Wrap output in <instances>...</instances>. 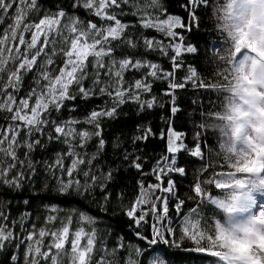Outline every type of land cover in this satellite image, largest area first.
Wrapping results in <instances>:
<instances>
[{
  "label": "snow or ice",
  "instance_id": "1",
  "mask_svg": "<svg viewBox=\"0 0 264 264\" xmlns=\"http://www.w3.org/2000/svg\"><path fill=\"white\" fill-rule=\"evenodd\" d=\"M211 3L212 0H188L184 7L190 12L191 20L197 21V7L204 6L209 9ZM125 5L131 9L130 12L125 11ZM14 6L15 11L10 17L12 23L0 35V111L11 113L12 121L7 128H0V184L20 187L21 181L25 179L24 170L27 169L29 174L35 172V162L31 154L41 145L40 137L47 135L49 141L56 140L67 146L66 151L56 154L55 160L46 162L48 171L57 181L58 192L67 194L74 190L83 195L90 194L98 187L104 192V200L107 201L111 197V193L106 191L107 184L112 181L113 172L100 171L97 175L93 170V162L99 158L106 145L102 121L115 119L117 108L129 102L138 104L141 111L145 108L152 109L156 98L142 99L144 93L151 92L152 83L149 77L152 80H168L169 91L165 94L173 96V99L175 90L184 88L188 82L199 81L198 87L214 89V81L205 83L202 77H198L194 67L189 68L188 75L182 82H175V70L184 67V62L180 59L182 55L196 54L198 48L193 44H185L183 33L175 31L177 28L190 31L191 25L184 24L181 17L171 14L161 18L166 10L160 0H74L72 7H82L89 11L102 21L99 25L91 20L85 23L78 16L69 15L63 9L54 13L45 11L38 20H29L31 14L38 15L41 11L38 0H0V24ZM129 14L137 17L141 28L154 29L169 38L168 45L165 46L162 41L143 34L139 39L127 35L128 29L133 25L122 22L120 17ZM227 16L234 21L229 33L234 57L232 71L238 73L239 91L244 93L238 95L237 86H233L232 116L228 119L235 124L234 135L244 127L239 121L251 116L256 123L247 121L252 135L244 138L240 156L236 164L231 166L235 171L226 174L212 171L211 156L205 155L199 144L190 149L184 143V134L169 129L167 152L170 157H163L153 168L156 179L160 181L162 175L169 173H176L181 177L186 175L185 167L178 165L177 154L181 151L187 150L202 163L197 180L191 186L193 195L188 197L194 202V207L187 211L183 208L185 201L177 195L176 185L171 177L166 188L162 187V184H148L145 187L143 181L138 182V194L126 210V215L139 226L148 212L153 213L158 221V225L153 228L154 238L149 241L153 246L158 242L170 244L164 233L174 236L178 227L181 238L192 241L195 251L210 256L207 248L198 243L196 234L189 231L194 210L198 215L200 206L208 202L228 213L241 210L235 203L212 199V188H230L233 185L243 188V181L236 179V175L252 171L248 165L257 158L259 160L256 171L264 172V106H261V101H264V0H228ZM28 34L30 36L26 39ZM115 41H120L132 49L142 44L146 50H159L164 55L171 50L174 53L170 57L174 71L165 72L159 65L146 59H116L113 56ZM238 56L241 58L237 61L235 57ZM57 58L62 60L59 65ZM145 68L148 71L139 79L131 82L125 79L126 72ZM29 73L35 74L34 86L24 96H19L24 76ZM85 81H90L89 86H85ZM78 96L84 100L107 96L115 106L93 109L83 120L72 118L57 122L51 118L53 111L60 112L65 101H74ZM177 110L175 106L172 108L173 113ZM80 124L88 127L78 128ZM49 125L51 132L55 133L54 136L45 132ZM199 127L202 128L201 125ZM138 132L140 134L133 138V143L146 141L149 136L154 135L150 127L141 129L138 126ZM21 133L24 135L23 139L20 138ZM199 135L200 133H197L198 137ZM93 139L97 140L96 151L89 153L88 145ZM21 148L25 150L23 159L19 155ZM81 149L83 151H79ZM130 156L133 154L125 151L124 160H129ZM66 158L71 159L68 166L64 163ZM141 161L142 157L136 155L131 159L129 167L142 171ZM14 169L15 175H10ZM81 175L84 177L83 182L78 178ZM213 175L219 176V179L208 187L209 178ZM261 183H264V180ZM157 189L167 192L168 196H155ZM204 192H208V200L204 199ZM242 195L251 201L249 207L255 205L251 192L246 191ZM260 195L264 196V191L260 192ZM169 199L176 200L174 207L177 212L182 213L179 217L180 223L176 227L166 223L169 219ZM232 200L235 202L237 195H233ZM148 204H151V208L144 207ZM260 207L258 216L250 215L237 228L230 225L228 229H224L217 224L220 235L228 240H243L252 232H264V225L258 224V220H264V204ZM56 219L55 216H49L46 218V224L55 223ZM7 220L8 216L0 211V251L6 244L17 239ZM22 220L23 218L21 226ZM95 223L94 218L80 213V226L71 230V240L69 238L72 216H69L66 222L61 221L59 228L45 227L38 232H29L26 237L20 238V242L25 246L24 264H139L131 254L126 257L118 256L120 251H126L127 248L122 241L109 248L100 237V248L97 249V230L92 227ZM84 225L89 227L85 228ZM136 235L145 239L139 232ZM45 237L50 238L47 244L44 242ZM68 243L70 248H66ZM97 251L102 253L98 258L95 257ZM147 251L151 257L155 250L151 248ZM11 259L16 261L17 256L14 254ZM148 264H153V261L150 259Z\"/></svg>",
  "mask_w": 264,
  "mask_h": 264
},
{
  "label": "trees",
  "instance_id": "2",
  "mask_svg": "<svg viewBox=\"0 0 264 264\" xmlns=\"http://www.w3.org/2000/svg\"><path fill=\"white\" fill-rule=\"evenodd\" d=\"M74 0H38V6L41 11L39 14H31L29 20H38L45 14V11L54 13L59 9H63L69 15H76L85 23L89 20L97 23L102 21L86 11L82 7L73 8ZM163 9L166 10L161 18L171 14L182 18L186 25H191V30L186 31L184 28H177L175 31L183 33L185 44H193L198 48L196 54H184L180 59L184 62V67L175 70V82H182L183 78L188 75L189 68L194 67L198 73V77H202L205 83L214 81V89L198 87V82H188L184 88L175 90L174 99L171 95H166L169 91L168 80L158 79L149 81L152 83L151 92L144 93L142 99L156 98V103L152 109L145 108L143 111L136 103H125L117 108V116L115 119H104L102 121L103 138L106 141L105 149L99 158L93 162V170L97 175L100 171H112L113 179L107 184V192L111 193L109 200H104V192L98 187L90 194H80L74 190H70L67 194H61L57 190V181L55 177L47 169V163H51L56 158V154L66 151L67 146L63 143L47 139V135L40 137L41 145H38L31 154L32 160L35 162V172L29 174L25 169V179L21 181L20 187H8L0 184V211L7 216V223L12 228L14 235L17 237L12 243L6 244L5 248L0 251V264H24L25 246L20 242L21 237H26L33 230L37 232L41 228L54 229L61 227V221H67L72 216L71 230L80 226L79 214L84 213L95 219L96 223L92 225L97 230V249L100 248V240L102 237L104 243L109 248L114 247L118 241H122L126 246V251H120L119 257H126L128 254L133 255L139 264H148L151 259L153 264H161V260L166 264H251L253 258L249 256L243 245L239 250L235 245V240L225 239L220 235L219 224L222 228L228 229L229 226L240 222L238 213H228L224 209L217 207L210 202L200 206L199 214H194L189 225V231L196 234L198 243L206 247L210 256L195 251V245L188 239L181 238L180 230L177 227L175 235L165 232V238L170 244L158 242L156 245H150L149 241L154 238L153 228L158 225V221L152 212H148L145 220L137 226L132 219L126 215V210L131 206L133 200L138 194V182L143 181L145 187L148 184H162L167 187L168 180L171 177L176 185L177 195L185 201L183 208L185 211L194 207V202L188 197L193 195L192 185L196 182L199 174V166L202 161L190 155L187 150L178 153V165L186 169L184 177L176 173L162 175L158 181L152 170L158 161L169 156L167 152L169 129H174L178 133H182L184 143L188 148L194 149L199 144L205 155L210 154L213 162L214 173H232L235 171L232 165L236 164L240 156V150L244 147L243 135L236 137L233 134L235 124L228 117L233 106V92L229 88L233 85L232 79V61L234 59L232 52V42L229 33L232 29L234 21L227 16L228 0H212L211 7H197L195 15L197 21L191 20V15L184 7L188 0H183L181 4H177L176 0H160ZM126 12L131 9L124 6ZM15 11L8 13V16L0 24V35L7 26L12 23L10 17ZM122 22L133 25L127 31V35H131L139 39L141 34L149 38H155L162 41L165 46L169 43V38L154 29H143L139 26L137 17L132 15H124L120 17ZM30 34L26 35V39ZM66 47V45H65ZM114 53L116 59L124 57H132L133 59H146L159 65L165 72H172L173 62L170 59L174 53L169 50L167 55L162 54L159 50H146L141 46L132 49L120 41L113 42ZM23 51V49H21ZM242 55V54H241ZM241 57H235L238 61ZM62 60L57 58V65ZM11 67V65H10ZM56 68V66H53ZM58 71V68H56ZM148 69L140 71H132L125 73V79L131 82L139 79ZM34 73L24 76L23 86L19 92V96H24L30 88L34 86ZM6 78V77H5ZM90 81H85V86H89ZM11 91V89H9ZM114 107L115 105L107 96L93 97L88 100L81 99L79 96L76 100L65 101L64 107L59 113L53 111L51 118L57 122L68 119L83 120L93 109L99 107ZM178 110L173 113L172 108ZM74 109V110H73ZM11 113L0 111V128H7L12 123ZM117 121L131 122L128 128L116 129L108 132V125ZM202 126V128L199 127ZM138 126L143 129L150 127L152 133L146 141H136L133 138L140 134ZM78 128L88 127L80 124ZM46 133H51V125L45 129ZM197 133H200L199 137ZM163 134V137H162ZM166 135V144L162 149L155 150L154 143L161 140ZM21 139L24 138L21 133ZM97 140L93 139L88 145V152L96 151ZM24 149L19 150L21 159L24 157ZM79 151H83L82 149ZM132 153L133 156L129 160H124V153ZM142 157L143 169L137 171L135 168L129 167L131 159L134 156ZM258 160H253L248 167L250 172L237 174L245 177L246 173L255 172L258 168ZM10 162V161H9ZM65 166L71 163L70 158H66ZM223 165V167H221ZM16 169L10 173L15 175ZM59 175V173H57ZM83 182L84 177H78ZM219 178L213 175L209 178L208 187H210ZM66 179V177H65ZM202 191L204 189L202 188ZM123 194L122 196L120 194ZM236 195L234 191L227 189L212 188L211 198L223 200L232 204V196ZM155 196H168L167 192L156 190ZM208 192H204V199L208 200ZM175 199H169L168 221L176 227L180 223L179 217L181 212H177L174 205ZM145 208H151V204L145 205ZM158 209L160 205H157ZM139 215V213H137ZM49 216L57 217L55 223L46 224V218ZM23 226H21V219ZM15 222V223H13ZM34 226V228H33ZM88 228V225H84ZM141 233L145 239L137 237L136 233ZM45 244L50 242L49 237H45ZM84 243V240L81 241ZM18 245V247H17ZM66 248H70V243L66 244ZM154 248L152 256H149L147 249ZM17 256V260L13 261V255ZM156 254H161L157 256ZM102 255L97 251L95 257ZM255 261V260H254ZM257 263V262H256Z\"/></svg>",
  "mask_w": 264,
  "mask_h": 264
},
{
  "label": "rangeland",
  "instance_id": "3",
  "mask_svg": "<svg viewBox=\"0 0 264 264\" xmlns=\"http://www.w3.org/2000/svg\"><path fill=\"white\" fill-rule=\"evenodd\" d=\"M183 0H176L177 4H181ZM131 126V122H124V121H117L111 125H108L107 129L108 132H112L116 129L120 128H128ZM242 129V128H241ZM240 131L236 134V137H241ZM247 136V133L243 134V139ZM166 144V135L163 139L158 140L155 142L154 149L159 150L162 149L163 146ZM219 179V178H218ZM236 179H239L241 181H249L251 183V187L249 188L248 185L245 184L243 188L238 189L235 185L230 188H221V189H227L234 191L237 193V195H241L244 192H251L252 198L255 200V205L253 206L254 209H256L255 215L258 216L259 212L261 211V205L264 204V196L260 195V192L264 191V183H261L262 180H264V172H257L253 171L251 173H246L245 177H240L239 175H236ZM251 189V191H250ZM247 198L242 195V200ZM250 201V200H249ZM251 202V201H250ZM235 203V202H234ZM252 213V211H251ZM250 215H253L250 214ZM249 215V216H250ZM240 220V222H244L248 217H242L237 216ZM238 224H240L238 222ZM258 224L264 225V220H258ZM234 245L240 250L241 247L244 245L246 248V251H248L249 256H251L254 260L251 264H264V232H252L248 234V237L243 240H235ZM257 262V263H256Z\"/></svg>",
  "mask_w": 264,
  "mask_h": 264
},
{
  "label": "clouds",
  "instance_id": "4",
  "mask_svg": "<svg viewBox=\"0 0 264 264\" xmlns=\"http://www.w3.org/2000/svg\"><path fill=\"white\" fill-rule=\"evenodd\" d=\"M237 76H238V73L233 71V73H232L233 85L229 88V91L232 92L233 86H237L238 95H244V93L242 91H239V84H238ZM245 98L248 99L249 97H245ZM261 106H264V101H261ZM229 114H232V112H230ZM248 120H251L252 124L256 123V120L252 119L251 116L247 117L244 120L239 121V123L244 125V127L242 129H240L241 135H243L244 133H247V135H252L251 127L247 123ZM241 225H242V223L234 224L233 228H237ZM156 255L160 256L161 254H156ZM161 262H163V264H166V261L161 260Z\"/></svg>",
  "mask_w": 264,
  "mask_h": 264
},
{
  "label": "bare ground",
  "instance_id": "5",
  "mask_svg": "<svg viewBox=\"0 0 264 264\" xmlns=\"http://www.w3.org/2000/svg\"><path fill=\"white\" fill-rule=\"evenodd\" d=\"M243 184H244V186H245V184L248 185L249 188L252 186L251 183L247 180L243 181ZM237 188L240 189L239 187H237ZM250 191H251V189H250Z\"/></svg>",
  "mask_w": 264,
  "mask_h": 264
}]
</instances>
